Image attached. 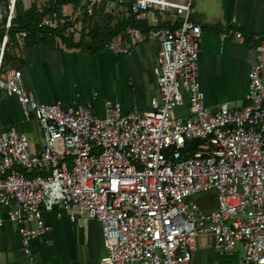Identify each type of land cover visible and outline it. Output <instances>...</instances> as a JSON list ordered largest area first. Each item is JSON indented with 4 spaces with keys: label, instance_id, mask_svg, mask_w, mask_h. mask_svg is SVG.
Returning a JSON list of instances; mask_svg holds the SVG:
<instances>
[{
    "label": "built area",
    "instance_id": "2783aa9c",
    "mask_svg": "<svg viewBox=\"0 0 264 264\" xmlns=\"http://www.w3.org/2000/svg\"><path fill=\"white\" fill-rule=\"evenodd\" d=\"M16 1L0 0V89L33 116L41 148L31 149L23 132L0 129V226H16L25 257L32 259L31 241L48 231L43 209L57 216L68 211L70 221L95 220L105 250L99 264H188L197 240L219 255L240 247L243 264H264V37L253 35L249 43L253 63L243 105L209 111L196 80L200 28L188 20L190 0H129L136 20L148 11L163 18L171 9L182 21L145 34L127 26L121 43L104 45L127 54L155 39L157 95L146 109L123 110L118 100L104 99L99 117L91 112L94 94L82 104L39 102L19 69L3 70ZM20 1L47 7L57 0ZM97 2L86 0V14ZM77 16L53 10L37 26L54 32L66 25L63 34L78 39ZM233 36L243 39L239 31ZM25 37V31L15 33V44L22 48ZM183 101L186 113H171ZM193 140L198 149L184 154ZM206 191L214 192V207L202 210L189 197Z\"/></svg>",
    "mask_w": 264,
    "mask_h": 264
},
{
    "label": "crops",
    "instance_id": "0c3cea01",
    "mask_svg": "<svg viewBox=\"0 0 264 264\" xmlns=\"http://www.w3.org/2000/svg\"><path fill=\"white\" fill-rule=\"evenodd\" d=\"M76 1L75 7L70 2L61 4L58 12L76 13L79 30H82L80 18L86 0ZM102 1L104 11L115 18L121 17L125 5L129 4V0H98L93 9ZM169 1L185 3L186 0ZM20 4L26 8L23 2ZM138 20L145 21L150 28H175L181 23L182 15L170 9L160 18L154 11H148ZM188 20L200 28L196 80L203 93L204 107L213 111L225 103L229 108H240L244 103L246 73L253 63L252 47L244 41L243 34L264 37V0H190ZM237 31L241 32L242 40L234 38ZM219 35L224 38L220 39ZM113 40L122 42L120 38ZM7 51L11 57L3 70L19 69L23 86L39 102L58 100L64 106L82 104L94 94L96 99L91 102V112L101 117L104 99L118 100L123 110L132 105L146 109L149 100L157 95L152 72L157 51L155 39L146 38L132 46L127 54L105 49L90 54L65 46L59 39L22 48L10 45ZM173 110L174 114L186 113V101ZM7 126L25 133L31 149L41 148L40 130L33 116L21 110L12 94L0 89V129ZM211 206L214 207V200ZM68 213L63 211L57 216L55 210H41L48 231L31 241L33 256L30 260L20 250L16 226L5 221L0 226V264H99L105 253L99 224L82 217L70 221ZM188 264L243 263L241 252L219 255L209 243L198 240Z\"/></svg>",
    "mask_w": 264,
    "mask_h": 264
},
{
    "label": "trees",
    "instance_id": "16d2710c",
    "mask_svg": "<svg viewBox=\"0 0 264 264\" xmlns=\"http://www.w3.org/2000/svg\"><path fill=\"white\" fill-rule=\"evenodd\" d=\"M71 3L72 6H77L76 0H57L54 3H49L47 7H43L39 2H35L26 8H23L20 4V0H17L14 7V15L11 20V25L8 29V46L16 45L14 41V35L18 31H25L26 37L24 39L25 45L34 44H46L51 43L55 38L68 47H76L82 51L90 54L104 50V45L112 39L122 38L121 32L127 26H133L140 29L144 34L151 29L147 27L145 21L134 19L133 15L129 13L128 4L125 5V11L121 17H113L110 12L104 11V2L92 10L91 14L82 12L80 23L84 28L80 32L78 40L73 39L71 33L63 34L64 29L67 27L64 25L59 30L51 32L42 29L37 26L38 21L48 15L51 11H58L61 4ZM168 27V26H165ZM172 29L173 27H169ZM2 32V26L0 25V35ZM244 41L246 43H254L252 36L244 35ZM11 56L8 51L4 53V64L9 60ZM199 142L193 140L182 151L184 154H190L192 151L198 149ZM168 153V152H166ZM31 175L34 173H30Z\"/></svg>",
    "mask_w": 264,
    "mask_h": 264
},
{
    "label": "rangeland",
    "instance_id": "374dc122",
    "mask_svg": "<svg viewBox=\"0 0 264 264\" xmlns=\"http://www.w3.org/2000/svg\"><path fill=\"white\" fill-rule=\"evenodd\" d=\"M171 113H174V110H172ZM213 198H214V192L212 191L196 193L189 197V199L195 202L202 210H208L212 208L211 204L213 203ZM239 248L240 247H236L235 249L231 250L230 253H234L238 251L239 253L241 252V257H242L243 253H242V250H240L241 248L240 249Z\"/></svg>",
    "mask_w": 264,
    "mask_h": 264
},
{
    "label": "water",
    "instance_id": "95a60500",
    "mask_svg": "<svg viewBox=\"0 0 264 264\" xmlns=\"http://www.w3.org/2000/svg\"><path fill=\"white\" fill-rule=\"evenodd\" d=\"M7 128H10V126H7Z\"/></svg>",
    "mask_w": 264,
    "mask_h": 264
}]
</instances>
